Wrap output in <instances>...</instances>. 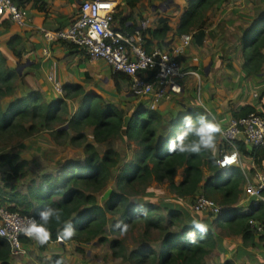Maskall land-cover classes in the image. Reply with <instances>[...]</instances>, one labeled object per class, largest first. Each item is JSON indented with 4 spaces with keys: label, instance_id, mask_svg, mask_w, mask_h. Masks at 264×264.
I'll return each instance as SVG.
<instances>
[{
    "label": "trees",
    "instance_id": "16d2710c",
    "mask_svg": "<svg viewBox=\"0 0 264 264\" xmlns=\"http://www.w3.org/2000/svg\"><path fill=\"white\" fill-rule=\"evenodd\" d=\"M142 1L124 0L121 13H115V22L122 16L124 8L134 9ZM220 1L188 0L176 34H191L196 44L202 46L206 38L208 12L215 9ZM17 3L23 6L21 2ZM11 23L9 18L0 17V24L5 29ZM172 32L171 19L160 17L158 27L144 33L147 51H151L155 41L160 47L166 45V39ZM18 41V36H15L8 47L17 58H21L22 54L16 49ZM241 47L244 73L248 76L259 75L264 67V16L252 30L244 32ZM20 79V72L9 67L7 56L0 48V167H6L10 172L5 179V187L0 186V206L9 204L7 207L11 211L33 214L38 221L40 213L46 209L59 213L60 220L53 219L47 226L48 239L43 243L39 241L42 251L51 243L60 241L78 245L96 240L108 242L110 240L106 233L109 225L112 233H126L142 226L143 242L132 252L127 251L123 241H111L115 256L131 264H207L206 257L218 244L212 226L205 225L207 231L204 233L195 225L187 226V208L171 209L156 203L133 206L131 203V197L143 194L153 181H168L178 197L192 198L195 202L198 195H203L219 204L226 210L216 219L218 226L225 228L228 234L241 236L245 246L252 247L258 240H264V236H260L252 224L254 221L264 226V203L249 213L237 205L247 182L241 167H233L229 176H223L212 149H202L199 153L179 151V143H190L195 137L189 135L183 141H178V138L173 141V128L178 124L177 132L180 134L184 131L185 117L195 121L199 115H205L214 122L213 116L204 108H192L182 117L174 116L170 111L140 108L128 116L103 96L88 94L81 85L64 86V96L53 102H48L40 90L16 97L19 89L16 82ZM113 79L118 92L122 90L121 81L128 82V77L120 73H113ZM6 98L15 99L5 109L2 101ZM78 98H81V103L72 113L69 100ZM254 112H258L254 106L244 105L234 112V116L238 119ZM169 123L172 127L170 134L161 136ZM88 129L93 130L97 144L126 136L136 141L140 150L133 161L120 168V153L109 149L101 154L94 143L88 142ZM45 132L61 145L70 142L83 147L84 160L64 163L56 174L42 175L40 182H32L28 194L8 192V187L16 188L9 182L26 177L29 165L27 160H22L20 153H11L10 147ZM219 140L220 132L216 134L215 144ZM238 147L241 153L253 157L257 165L262 164L264 146L249 149L240 142ZM205 169L214 175L207 178ZM180 170L184 172L183 180L177 184L175 178ZM240 172L241 175L238 174ZM115 177L118 190L102 204L98 194ZM66 224L72 225V235L68 238L60 234ZM154 232L156 238L151 236ZM33 241L25 239L24 242L30 246ZM11 257L10 244L0 237V264H11ZM48 264H63V258L54 256ZM222 264L234 263L227 260Z\"/></svg>",
    "mask_w": 264,
    "mask_h": 264
},
{
    "label": "rangeland",
    "instance_id": "374dc122",
    "mask_svg": "<svg viewBox=\"0 0 264 264\" xmlns=\"http://www.w3.org/2000/svg\"><path fill=\"white\" fill-rule=\"evenodd\" d=\"M239 1L240 0H238V2ZM247 1L254 2V0ZM257 1L261 2L262 0ZM223 3L224 2H221L220 6H223ZM164 5L171 6V2L169 0H164ZM187 5L188 0L186 1L185 6L183 5L184 8H186ZM121 6V4H118V8L116 10L117 13H121ZM181 9L182 5H175L173 7L174 13L172 12L174 16L171 14L169 17L176 19V14H178ZM78 10L79 7L77 11ZM214 10L215 11H213V13L208 12V22L206 26L207 31L205 38L206 42H204L202 45L203 51H200L198 54V56H201V62L199 66L201 68V75L206 74V69L209 66L208 61L210 56L213 55L217 57V61L222 59L223 62L220 64V66L217 65L216 68L215 66L210 68L209 73L213 76H210V80L208 82H198L197 84L193 85L191 89L187 87L188 92L191 91V93L196 96V102L199 99L202 101V104L206 106V112L211 111V109L221 111L222 113L224 111L229 112L230 110L235 111V108L245 105V103L248 101L260 106L263 105L262 100H264V84L262 83V78L264 77V68L262 70L263 72H260V74L263 75L259 74L249 77V80L247 81L249 84H247V82L242 80V71L239 68V60L236 56V49L238 48L239 44L236 42L234 43V40H236V38L242 34V27L245 23L240 22L239 24L231 25L229 29L227 26L229 14L223 15L220 14L219 9ZM171 21L174 22V20ZM222 36L228 40L226 41L227 46H224L223 40L219 39ZM232 43H234V45ZM229 53L232 55H229ZM218 54L220 59L218 58ZM190 79L191 78H189L187 82H189ZM23 80L24 78L22 77L20 80H17V86H20V82ZM23 91H25V89L21 90L19 87L16 97L22 96ZM135 98L136 97H134V99ZM140 98L141 97L138 99ZM14 99L15 98H6L2 101L5 109ZM129 102L133 103L134 105L136 104L132 101ZM80 103L81 101L79 99L69 102L72 113H75ZM131 109L133 110V108L129 107L130 111ZM179 109L181 108L178 107L172 111L174 116H178L179 113L177 111H179ZM126 111L128 112V110ZM261 112L264 113V111ZM127 115L129 116V114ZM167 117L172 121L170 116ZM177 129L178 124L176 128H173L174 142L177 141L179 134ZM171 130L172 127L169 123V125L167 124V126L162 131L161 136H168ZM92 131V129H88L86 131V134L88 135V142L94 143L101 154L109 149H114L115 151L119 152L121 155L120 168H122L125 163L133 161L138 150H140V146L136 143V141L130 140L126 136H119L105 143L97 144L94 140ZM73 135H77V133H73ZM9 151L11 153H20L22 160L26 159L30 162L26 169V177L16 178L9 182L11 186L14 185L16 188L14 190L8 187L7 191L14 194H18V192L20 194H28L29 187L31 186L32 182H40L41 176L46 174V172H50L53 169L58 170V168L64 163L77 160L83 161L85 158L83 147L70 142L61 145L56 142L55 139L47 132L20 141L19 143H14L10 147ZM221 151L222 142L221 144L218 142L215 144L213 149V153L217 159L221 156ZM118 169L119 168L116 169L117 172L119 171ZM9 174L10 172L6 167H0V186L5 187V184L7 183L5 179ZM238 174L241 175L242 172ZM247 174L250 175V173ZM183 175V170H180L175 178L177 184L183 180ZM212 175L214 174L205 169V176L207 178ZM222 175L227 177L230 175V173H222ZM116 177L101 193L98 194V198L102 204H105L108 197L112 195L114 191L118 190L116 186ZM131 198V203L133 206H137L142 203H156L162 206H168L171 209L187 208L189 211V214H186L185 219L187 226L195 225V227H197L198 224L212 226L215 230L218 244L215 250L206 257L207 264H222L227 260H231L234 264H264V240L260 241L263 247L252 248L245 246L239 236L228 234L225 228L218 226V221L216 220L218 217L210 210H198L196 204L197 198H195L196 201L193 202L192 198H181L176 196L171 190L170 183L168 181L163 183L153 181L146 188L143 194H140L137 197L132 196ZM8 205L9 204H5L4 206L7 207ZM237 205L239 209L247 210L249 200L244 193L241 195ZM225 210L226 209H224V211ZM114 220L115 219H113V221ZM113 221L111 223H113ZM110 227L111 225L107 227L106 233V237L108 240H110L108 242L96 240L89 244L78 245L72 242L65 243L60 241L59 243H51L48 245L46 250L42 251L39 247V239L36 238L31 243L26 255L11 257V264H48L54 256H61L63 258V264H131L130 262L125 261L122 257L115 256L111 241H123L127 251L132 252L138 249L143 242L142 226H138L132 231H128L126 233H112L110 231ZM151 236L152 238H156L157 235L154 232ZM22 240L23 242L25 241V239ZM151 244L155 243L152 242ZM238 249L241 250L239 251ZM242 252L247 253H243V255H241Z\"/></svg>",
    "mask_w": 264,
    "mask_h": 264
},
{
    "label": "crops",
    "instance_id": "0c3cea01",
    "mask_svg": "<svg viewBox=\"0 0 264 264\" xmlns=\"http://www.w3.org/2000/svg\"><path fill=\"white\" fill-rule=\"evenodd\" d=\"M18 1L28 10L31 18V26L22 28L17 24L11 23L10 27L5 29L0 24V48L7 56L9 67L12 69L23 67L20 74L24 72L21 76L24 80L20 82L19 86L21 90L25 89L22 95L34 90H40L48 102H53L64 96V91L59 93L57 92L56 87L60 86L63 89L64 86L67 85H81L85 88L88 94L103 96L107 102L113 103L117 107L123 109L126 114H129V116L140 108H148L147 105L149 99L140 98V100L138 99L139 97L137 98L134 96L130 91L128 82L121 81L120 84L122 90L121 92L117 91L113 79V71L105 62L100 60H90L83 50L66 42L61 41L47 44L44 40L40 28L49 30L66 28L79 16L81 3L84 0H16V2ZM169 1L171 2V6H165L164 0H143L134 9L124 8L122 16L116 19L114 26L120 32H131L145 20L149 22L150 29L154 30L158 27V19L160 17H168L171 20H174V22L171 21L173 32L168 36L166 39L167 44L163 47L166 49H172L175 46L180 45L182 42V36L177 35L176 30L188 5L184 8L187 0ZM221 2H224L223 6H220ZM118 3L122 5V10L124 0H119ZM220 3H218L219 5H217L215 9H219L220 14H229L227 20V26L229 29L231 25H236L240 22L245 23L242 27V34L234 40V43L236 42L239 44L236 49V56L239 60V68L242 71V80L247 82L251 76H248L243 71L244 59L241 46L243 44L244 32L252 30L258 21L264 16V2L263 0L261 2L257 0H254V2H248L247 0H240L239 2L238 0H222ZM175 5H182V9L176 14L177 18L172 19L169 15L172 14ZM78 7L79 10L77 11ZM213 11L215 10L213 9L209 13H213ZM172 15L174 16V14ZM15 36H18L19 38V41L16 44V49L22 54L21 58H17L13 50L8 47L9 41ZM219 39L223 40L224 46H227L226 41L228 40L224 38V36ZM204 42H206V40ZM234 43L232 44L234 45ZM157 46L160 47L158 42L155 41L153 47ZM202 49V46H198L195 40H192L191 44L180 56L182 66L187 70L195 71L197 75L190 76L189 78L191 79L189 82H187L188 80L186 81L184 92L181 95L176 96L174 102H171L168 107L166 106L164 109L161 107V111L172 112L180 107L181 109L177 112L179 113L178 116L182 117L192 108H206L200 99L196 102V96L193 95L191 91L188 92L187 87L191 89L193 85L198 82H208L210 76H213L209 73L210 68H213L214 66L216 68L217 65L220 66L223 60L219 58V54L218 58L220 60L218 61L217 57L213 55L210 56L206 74L201 75V68L199 67L201 56H198V54L200 51H203ZM229 55L232 54L229 53ZM263 78L262 83L264 84ZM247 84H249V82H247ZM134 97L136 98L134 99ZM78 99L81 101V98ZM71 101L73 100H69V102ZM129 101L136 104L134 105ZM262 103L263 105L260 106L248 101L245 105H252L258 112H261L264 111V100H262ZM243 106L235 108V111L230 110L229 112L224 111L222 113L221 111L211 109L208 113L213 116L214 122L219 128H221L228 126L235 119L234 112L239 111ZM129 107L133 108V110L131 109L130 111ZM126 110H128V112ZM221 142L222 136L220 133L219 143L221 144ZM242 164L243 166L241 169L244 173H250L251 176H248L251 178L255 177L257 173L264 172V160L261 165H257L256 160L253 157L242 153ZM58 170L53 169L50 172H46V174H56ZM239 237L244 244L243 238L241 236ZM28 247L30 246L28 245ZM256 247H263L260 240L256 242L255 246H252V248ZM238 250L240 251L241 249ZM243 253L247 252H242L241 255H243Z\"/></svg>",
    "mask_w": 264,
    "mask_h": 264
},
{
    "label": "built area",
    "instance_id": "2783aa9c",
    "mask_svg": "<svg viewBox=\"0 0 264 264\" xmlns=\"http://www.w3.org/2000/svg\"><path fill=\"white\" fill-rule=\"evenodd\" d=\"M116 0H84L79 16L66 28L49 30L40 28L47 44L66 42L83 50L90 60L105 62L113 71L128 77L131 93L136 97L148 98L147 107L161 111V107L174 102L176 96L184 92L186 81L195 71L182 66L180 56L191 44V34L182 36L180 45L172 49L153 47L146 49L144 33L150 29L148 21H143L133 32H120L115 24L118 8ZM0 17L22 28L31 26L28 10L16 0H0ZM57 92L63 89L56 87ZM222 151L218 165L224 174L233 167H242V153L238 143L243 142L250 149L264 146V114L254 112L248 116L234 119L228 126L221 127ZM247 182L244 194L249 200L245 212H252L264 203V172L251 178L244 173ZM198 210H210L221 216L224 209L203 195L197 197ZM39 223L35 215H24L0 206V237L8 241L12 256H24L29 247L22 239L33 241L27 230L33 223ZM253 228L264 236V226L252 222Z\"/></svg>",
    "mask_w": 264,
    "mask_h": 264
},
{
    "label": "clouds",
    "instance_id": "9594fccd",
    "mask_svg": "<svg viewBox=\"0 0 264 264\" xmlns=\"http://www.w3.org/2000/svg\"><path fill=\"white\" fill-rule=\"evenodd\" d=\"M220 132V128L213 120L209 119L205 115H199L195 121L191 117H185L184 131L178 136V141H183L189 135L195 137V139L187 144L179 143V151L199 153L202 149H214L216 134ZM55 219L60 220V215L53 209H46L40 213L39 223L33 222L28 230L29 236L36 237L41 243L48 239L47 226L50 221ZM197 228L202 232H206L207 229L203 224H198ZM72 225L66 224L63 231L60 233L65 238L72 235Z\"/></svg>",
    "mask_w": 264,
    "mask_h": 264
},
{
    "label": "water",
    "instance_id": "95a60500",
    "mask_svg": "<svg viewBox=\"0 0 264 264\" xmlns=\"http://www.w3.org/2000/svg\"><path fill=\"white\" fill-rule=\"evenodd\" d=\"M22 69H23V67H20V68L18 69V71L21 73V72H22ZM169 105H170V104H166L165 106L162 107V109H164L166 106L168 107ZM66 128H68V126H67Z\"/></svg>",
    "mask_w": 264,
    "mask_h": 264
},
{
    "label": "bare ground",
    "instance_id": "6f19581e",
    "mask_svg": "<svg viewBox=\"0 0 264 264\" xmlns=\"http://www.w3.org/2000/svg\"><path fill=\"white\" fill-rule=\"evenodd\" d=\"M117 1V0H116ZM118 2V1H117Z\"/></svg>",
    "mask_w": 264,
    "mask_h": 264
}]
</instances>
